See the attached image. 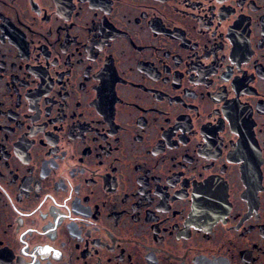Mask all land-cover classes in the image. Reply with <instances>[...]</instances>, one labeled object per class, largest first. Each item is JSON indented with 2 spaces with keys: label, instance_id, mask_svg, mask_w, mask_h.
I'll list each match as a JSON object with an SVG mask.
<instances>
[{
  "label": "flooded vegetation",
  "instance_id": "flooded-vegetation-1",
  "mask_svg": "<svg viewBox=\"0 0 264 264\" xmlns=\"http://www.w3.org/2000/svg\"><path fill=\"white\" fill-rule=\"evenodd\" d=\"M0 264H264V0H0Z\"/></svg>",
  "mask_w": 264,
  "mask_h": 264
}]
</instances>
